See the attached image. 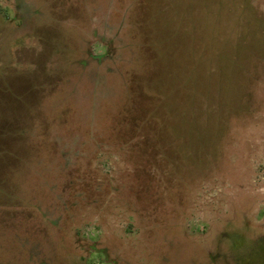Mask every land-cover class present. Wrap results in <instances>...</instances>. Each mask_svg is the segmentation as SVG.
I'll return each instance as SVG.
<instances>
[{"label":"rangeland","instance_id":"rangeland-1","mask_svg":"<svg viewBox=\"0 0 264 264\" xmlns=\"http://www.w3.org/2000/svg\"><path fill=\"white\" fill-rule=\"evenodd\" d=\"M0 264H264V0H0Z\"/></svg>","mask_w":264,"mask_h":264}]
</instances>
